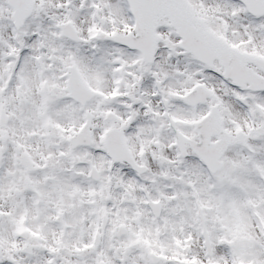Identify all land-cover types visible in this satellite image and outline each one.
Here are the masks:
<instances>
[{"label":"snow or ice","instance_id":"6c2138e0","mask_svg":"<svg viewBox=\"0 0 264 264\" xmlns=\"http://www.w3.org/2000/svg\"><path fill=\"white\" fill-rule=\"evenodd\" d=\"M0 264H264V0H0Z\"/></svg>","mask_w":264,"mask_h":264}]
</instances>
